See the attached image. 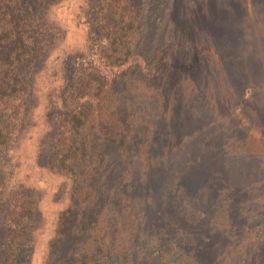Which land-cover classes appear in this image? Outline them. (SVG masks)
I'll list each match as a JSON object with an SVG mask.
<instances>
[{"label": "rangeland", "instance_id": "1", "mask_svg": "<svg viewBox=\"0 0 264 264\" xmlns=\"http://www.w3.org/2000/svg\"><path fill=\"white\" fill-rule=\"evenodd\" d=\"M172 1L176 30L160 34L169 0L167 6L160 2L152 8L148 44L141 46L167 55L156 68L158 78L146 73L130 89L147 125L142 147L153 142L152 156L162 154L163 162L149 170L146 229L131 240L130 223L116 220L113 241L134 247L130 254L141 253L127 258L134 264H264V0ZM75 6L55 13L65 39L39 75L40 106L27 112L9 156L13 185L34 188L40 199L26 264H46L56 217L70 205V182L43 168L36 156L47 131L40 82L60 70L63 51L84 50L85 27ZM191 38L211 39L214 46L184 45ZM170 117L182 123L173 125ZM111 172L109 180L123 188L125 166L115 163ZM168 183L176 186L172 193ZM99 218L107 220L105 213ZM107 226H96L93 239L108 234ZM145 234L147 242L159 239L147 254L146 244L140 245Z\"/></svg>", "mask_w": 264, "mask_h": 264}, {"label": "trees", "instance_id": "2", "mask_svg": "<svg viewBox=\"0 0 264 264\" xmlns=\"http://www.w3.org/2000/svg\"><path fill=\"white\" fill-rule=\"evenodd\" d=\"M166 1L0 0V264H26L32 230L39 218L37 191L13 185L14 167L9 156L27 112L36 104L40 106L36 88L39 75L65 39L66 29L55 13L73 5L79 6L76 15L85 27L84 50L63 51L57 57L59 73L55 70L43 77L39 85L46 95L42 113L47 131L36 159L65 183L70 182V205L56 217L46 264H134L127 258L141 254H130L131 245L117 247L114 224L116 220L130 223L131 240L136 230L146 229L145 197L152 183L149 170L163 162L162 154L152 156L156 153L153 142L142 147L147 125L136 97H130V89L134 82L146 80V73H153L151 80L156 81V68L167 57L161 58V49L156 54L152 49H141L153 27L152 8L160 2L167 6ZM80 3H84L82 7ZM166 10L161 35L177 26L172 0ZM156 31L159 35V29ZM181 32L188 36V27H181ZM191 41L205 50L214 46L208 38L184 40V45ZM169 122L175 125L182 120L173 122L170 117ZM115 163L125 166L126 178L120 189V181L109 180ZM175 187L167 185L171 193ZM103 213L107 220H100ZM106 223L108 234L94 240L91 232ZM148 237L145 234L140 244H146L143 251L159 246V239L147 242Z\"/></svg>", "mask_w": 264, "mask_h": 264}]
</instances>
